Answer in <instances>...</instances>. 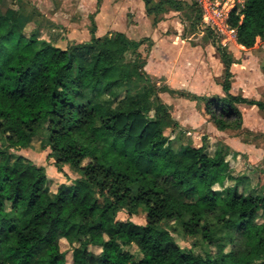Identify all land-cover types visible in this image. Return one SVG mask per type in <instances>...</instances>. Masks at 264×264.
Wrapping results in <instances>:
<instances>
[{"label": "trees", "instance_id": "1", "mask_svg": "<svg viewBox=\"0 0 264 264\" xmlns=\"http://www.w3.org/2000/svg\"><path fill=\"white\" fill-rule=\"evenodd\" d=\"M3 1L0 264H69L62 240L71 247V264H264V194L225 187L233 180L229 146L213 155L206 145L173 148L167 132L179 124L158 94L176 92L146 73L139 48L147 39L116 32L61 49L34 31L27 35L30 18L4 11ZM142 1L153 25L166 7L184 11L177 0ZM229 23L244 49L264 42V0H246ZM214 47L225 95L205 100L204 113L219 131L240 130L239 106H256L264 115V99L230 93L234 56L216 39ZM37 138L59 172L63 166L78 172L73 184L52 192L46 168L17 155ZM139 208L147 213L145 225L131 221ZM122 212L129 219L119 220ZM172 225L187 239L201 236L207 249L186 251Z\"/></svg>", "mask_w": 264, "mask_h": 264}, {"label": "rangeland", "instance_id": "2", "mask_svg": "<svg viewBox=\"0 0 264 264\" xmlns=\"http://www.w3.org/2000/svg\"><path fill=\"white\" fill-rule=\"evenodd\" d=\"M177 1L183 2L184 11L173 12L166 7L161 16L173 15L168 20L178 22L179 30L162 26L165 27L164 32L157 33V36L151 32L153 27L142 23L139 0H104L100 6L97 0H4L2 7L4 11L7 8L18 9L30 18L25 27L27 35L34 31L40 39L52 42L61 49L89 43L93 36L104 37L116 32L124 33L137 42L147 39L139 48L146 64V73L159 86L165 85L176 92L158 94L179 124L174 134L167 132L174 139L173 148L180 151L187 147L206 145L207 153L213 155L222 145L229 146L233 152L228 155L227 161L233 180H227L225 187L238 184L239 190L245 195L264 194V115L257 109L246 111L242 128L236 131L221 132L209 121L204 113L205 100L224 95L219 90L224 68L214 47V39H220L216 35L209 36V30L203 26L202 20L197 23L202 11L195 0ZM154 2L158 5L159 0ZM152 18L150 23H153ZM111 19L113 23L108 26ZM134 23L138 27H132ZM153 38H158V41ZM182 40L188 47H194L185 60L174 54L179 52L178 46ZM158 42L160 46L156 47ZM219 45L232 53L240 64L247 63L246 71L234 68V92L249 98L259 95L264 97V42L258 39L257 48L252 53L250 49H242L239 44L224 48L219 41ZM243 89L247 91L242 92ZM153 107H157V103ZM17 155L46 168L49 187L54 193L61 184L71 185L80 177L69 166H63L62 173L59 172L50 150H42L40 138L35 139L29 148L17 152ZM215 190L222 191V187L217 185ZM146 216V211L139 208L131 221L145 225ZM117 218L125 221L129 215L122 212ZM170 230L186 251L202 253L207 249L201 236L187 239L176 225H172ZM61 249L67 253L68 263L71 264L72 251L66 240L61 241ZM128 250L140 256L136 246ZM91 251L99 254L101 249L92 247Z\"/></svg>", "mask_w": 264, "mask_h": 264}, {"label": "built area", "instance_id": "3", "mask_svg": "<svg viewBox=\"0 0 264 264\" xmlns=\"http://www.w3.org/2000/svg\"><path fill=\"white\" fill-rule=\"evenodd\" d=\"M195 1L202 11L203 26L219 37L223 47L238 45V32L230 25L229 19L234 11L244 9L246 0Z\"/></svg>", "mask_w": 264, "mask_h": 264}, {"label": "crops", "instance_id": "4", "mask_svg": "<svg viewBox=\"0 0 264 264\" xmlns=\"http://www.w3.org/2000/svg\"><path fill=\"white\" fill-rule=\"evenodd\" d=\"M107 1V0H106ZM109 1V0H108ZM138 6H139V15H141V21H142V23L143 24H146L148 27H150V28H152L153 27V30L151 29V32H153L154 34H156V36H157V33H162V32H164V28L165 27H172V28H174L175 29V31H178L179 29H178V22H176L175 20H168L171 16H173V15H168V16H165V15H163V19L157 24V25H153V23H150V17L147 15V13H146V9H145V5H144V2L142 1V0H139V4H138ZM170 11H171V9H170ZM173 12H175V11H173ZM109 18H110V16H108ZM111 22L113 23V20L111 19V21L109 22V24H108V26H111ZM136 22H138V21H136ZM137 23H134L133 24V26L132 27H138L137 25H136ZM162 26H165V27H162ZM153 34V35H154ZM155 36V37H156ZM154 37V36H153ZM174 37H177V35L176 36H174ZM154 40H156V41H158V38L156 39V38H153ZM260 40V39H259ZM158 45L160 46V43L158 42V44L156 45V47H158ZM188 44L187 43H185L183 40H182V44L181 45H179L178 47H179V52L178 53H174L175 55H180V56H182V59L184 58V60L185 59H187L188 57V55H189V53L191 52V50H194V47L193 48H191V47H188L187 46ZM242 49H244L242 46H240ZM170 48H172V47H170ZM173 48H176V47H173ZM257 48V46L255 47V48H253V49H250L249 51L252 53L253 51L252 50H255ZM245 50V49H244ZM187 53V54H186ZM185 54H186V56H185ZM232 54V53H231ZM234 56V55H233ZM181 58V57H180ZM234 59H235V62H234V64L232 65V72H233V74L235 75V72H234V68H241V70H248V67H247V63L246 62H244L243 64H240V61L237 59L236 60V58H235V56H234ZM257 62V61H256ZM255 62V63H256ZM251 64V63H250ZM221 65H222V63H221ZM235 77V76H234ZM235 79V78H234ZM234 80H233V83H232V88H231V91H230V93L231 94H233V95H242V96H244L243 94H237L236 92H234ZM234 84V85H233ZM176 88V87H175ZM172 90H174V89H172ZM220 90V92L222 93L223 92V94H224V91H223V89H222V87H221V89H219ZM245 91H247L246 89H243L242 90V92H245ZM225 95V94H224ZM223 95V96H224ZM215 97V96H214ZM217 97V96H216ZM245 98H247V99H253V100H261V99H264V97H262L261 95H259L258 97H254V98H249V97H246V96H244ZM204 98V97H203ZM205 99V98H204ZM208 99H210V98H208ZM239 109L241 110V112H242V114H243V122H244V117H245V112L246 111H249V110H253V109H257L258 110V112H260L259 111V109L256 107V106H248V105H241V106H239ZM222 132V131H221ZM223 132H225V131H223Z\"/></svg>", "mask_w": 264, "mask_h": 264}]
</instances>
